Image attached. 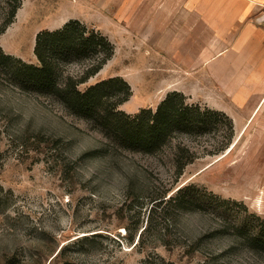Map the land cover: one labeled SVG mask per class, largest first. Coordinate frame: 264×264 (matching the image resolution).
<instances>
[{"label":"rangeland","instance_id":"obj_1","mask_svg":"<svg viewBox=\"0 0 264 264\" xmlns=\"http://www.w3.org/2000/svg\"><path fill=\"white\" fill-rule=\"evenodd\" d=\"M4 1V53L35 63L37 33L80 20L115 45L90 83L123 77L132 95L121 110L156 109L178 90L230 110L235 137L173 181L167 153L119 146L1 69L0 264H264V244L253 238L264 223V106L242 110L212 73L245 56L248 28L264 24V0H21L11 21ZM180 187L179 202L168 201Z\"/></svg>","mask_w":264,"mask_h":264},{"label":"trees","instance_id":"obj_2","mask_svg":"<svg viewBox=\"0 0 264 264\" xmlns=\"http://www.w3.org/2000/svg\"><path fill=\"white\" fill-rule=\"evenodd\" d=\"M20 5L21 0L4 1L2 11L8 21ZM34 53L37 61L28 63L0 47V70H5L10 82L23 92L48 98L68 114L96 122L119 146L145 154L167 153L173 181L180 180L188 164L201 156L224 153L234 140L235 124L226 112L190 102L178 90L169 92L156 109L142 108L135 114L121 110L132 95L123 77L90 83L113 57L115 45L80 20L70 19L60 28L37 33ZM206 135L211 142L205 147L193 143ZM184 190L180 187L168 201L179 202ZM194 201L192 198L188 203ZM253 238L264 244L263 222Z\"/></svg>","mask_w":264,"mask_h":264},{"label":"crops","instance_id":"obj_3","mask_svg":"<svg viewBox=\"0 0 264 264\" xmlns=\"http://www.w3.org/2000/svg\"><path fill=\"white\" fill-rule=\"evenodd\" d=\"M248 29L249 34L244 35L242 46L244 53L247 52L245 56L232 65L228 64L225 69H214L212 73L236 106L255 115L260 114L264 106V94H259L261 90L264 91V24L259 29L253 26ZM224 57L223 54L213 57L212 64L221 62ZM258 96L260 98L256 102ZM225 112L230 115V110L226 109Z\"/></svg>","mask_w":264,"mask_h":264}]
</instances>
